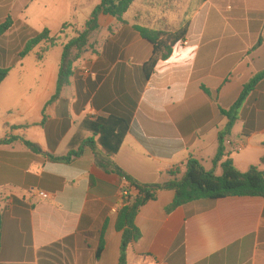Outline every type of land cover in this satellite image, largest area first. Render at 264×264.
<instances>
[{"label": "crops", "instance_id": "crops-1", "mask_svg": "<svg viewBox=\"0 0 264 264\" xmlns=\"http://www.w3.org/2000/svg\"><path fill=\"white\" fill-rule=\"evenodd\" d=\"M100 3L0 0V25L12 22L0 35V67L10 69L0 87V141L24 136L43 151L0 145V264H119L124 177L100 169L90 149L70 164L47 154L65 156L84 120L113 115L130 121L114 162L139 183H168L171 172L182 178L191 156L210 171L229 122L221 111L264 73V0H134L125 23L100 17L70 86L47 105L60 71L47 65V55L72 39L66 32L77 36ZM134 26L168 34L187 29L148 79L143 67L153 46ZM45 30L65 39L41 62L37 49L20 58ZM225 148L224 161L240 172L253 166L264 172V78ZM216 172L222 175L221 164ZM174 199V191L161 190L140 209L142 239L130 246L128 264H264L263 197L202 199L167 213Z\"/></svg>", "mask_w": 264, "mask_h": 264}, {"label": "trees", "instance_id": "trees-1", "mask_svg": "<svg viewBox=\"0 0 264 264\" xmlns=\"http://www.w3.org/2000/svg\"><path fill=\"white\" fill-rule=\"evenodd\" d=\"M134 0H101V3L94 9L84 28L77 33V36L69 40L63 46V54L60 63V71L55 96L47 105L55 102L62 91L70 86L75 73V64L90 46V40L94 33L100 30V17L111 16L117 18L121 23H125L124 16L130 10ZM12 26V22L7 20L0 25V35L6 33ZM67 27H64V30ZM140 36L153 46V55L144 67L145 79H148L153 73L160 59H166L172 53V48L180 41L184 40L187 29H182L177 33L168 34L164 32L152 31L140 26H134ZM63 34V31L62 33ZM62 37H51L49 30L32 38L20 53V58L31 54L39 48L36 57L42 61L47 53L58 46ZM10 69L0 68V87L6 80ZM264 73L254 77L229 111L222 110L223 116L228 118V126L219 135V150L213 160L214 167L207 171L201 162L191 156L186 165V171L182 178H176V174L171 172L172 180L165 184L146 185L139 183L133 177L126 175L114 162L119 154L126 136L130 129V121L119 116H109L107 118L86 119L81 124L78 132L71 140L68 153L62 157H55L47 154L54 161L70 164L73 160L84 156L87 149L93 152L96 165L106 173L117 174L125 178L128 186V196L124 205L118 212L116 230L122 233V244L120 251L119 264H128V250L133 243L142 239V233L136 226V218L140 209L148 202L157 199V194L161 190H170L175 192L173 203L166 209L167 213L174 212L178 208L202 199H221L226 197H263L264 198V172L259 167H251L246 173L240 172L230 158L227 157L225 140L231 135L232 129L236 124L239 112L243 105L255 90L258 84L263 80ZM46 116L44 111L45 124ZM9 130H17V127H11ZM20 143L28 150L36 154H42V148L24 136L7 135L6 139L0 141V145H11ZM264 163V160H262ZM221 164L223 173L217 175V167ZM93 185V179H91ZM134 190V193H133ZM1 209V200H0ZM103 236L97 252V258H100L104 250ZM0 251H1V219H0Z\"/></svg>", "mask_w": 264, "mask_h": 264}, {"label": "rangeland", "instance_id": "rangeland-1", "mask_svg": "<svg viewBox=\"0 0 264 264\" xmlns=\"http://www.w3.org/2000/svg\"><path fill=\"white\" fill-rule=\"evenodd\" d=\"M89 20V19H88ZM87 20V21H88ZM86 25V23H84L82 26H85ZM66 34L67 35H69V37L68 38H73V37H75V33L73 32V31H69V32H66ZM65 39V38H64ZM64 39H62V40H64ZM60 47H57V48H55V49H53V50H51L50 51V53L47 55V57H46V63H47V65H55L56 67H58V66H60V62H61V58H62V54H63V48H61L62 46L61 45H59ZM38 49L39 48H37V50L36 51H38ZM32 58V60L33 59H35V57L32 55L31 56ZM34 61V60H33ZM1 68V67H0Z\"/></svg>", "mask_w": 264, "mask_h": 264}, {"label": "built area", "instance_id": "built-area-1", "mask_svg": "<svg viewBox=\"0 0 264 264\" xmlns=\"http://www.w3.org/2000/svg\"><path fill=\"white\" fill-rule=\"evenodd\" d=\"M236 150L237 151H242L243 150L242 145H238L236 147ZM124 180H125V178H124ZM125 182H126V180H125ZM128 186L129 185L126 182L125 185H124V187L122 188L121 197L123 198V201H125L126 198H127V196H128ZM39 195L42 196V197H45L46 196V194H44V193H40ZM114 211L115 212H118V208H115Z\"/></svg>", "mask_w": 264, "mask_h": 264}]
</instances>
